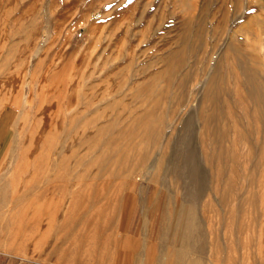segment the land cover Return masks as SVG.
<instances>
[{
    "label": "rangeland",
    "instance_id": "374dc122",
    "mask_svg": "<svg viewBox=\"0 0 264 264\" xmlns=\"http://www.w3.org/2000/svg\"><path fill=\"white\" fill-rule=\"evenodd\" d=\"M6 143L0 264H264V0H0Z\"/></svg>",
    "mask_w": 264,
    "mask_h": 264
},
{
    "label": "crops",
    "instance_id": "0c3cea01",
    "mask_svg": "<svg viewBox=\"0 0 264 264\" xmlns=\"http://www.w3.org/2000/svg\"><path fill=\"white\" fill-rule=\"evenodd\" d=\"M6 145L7 143L4 145L3 149L0 151V160L2 158ZM156 197H157V194L152 193V196L149 202L152 204H155ZM146 205H148V202L146 203ZM165 205H167V203H165ZM159 211L160 209L158 208L157 212L159 213ZM158 218L160 220V217ZM159 220L157 221V224H156V230H154L155 222L153 223V226L151 228V231H154L152 234L155 235V236L152 235L151 237L152 243H150L149 246L147 245L144 249L142 247V250L135 248L133 246L129 247L125 245V247L121 248V251H122L121 253L124 255L125 261L123 262L120 260L119 262L115 264H172L174 263L173 261L174 259L170 261L171 257H169V254L167 253V250H168L167 241H165V239H161L159 232H157L161 225V222ZM132 241L131 243H133ZM160 241L164 242L163 246L160 245L161 244Z\"/></svg>",
    "mask_w": 264,
    "mask_h": 264
},
{
    "label": "bare ground",
    "instance_id": "6f19581e",
    "mask_svg": "<svg viewBox=\"0 0 264 264\" xmlns=\"http://www.w3.org/2000/svg\"><path fill=\"white\" fill-rule=\"evenodd\" d=\"M190 126V125H189ZM203 180V179H202ZM188 224V223H187ZM172 226H174V224L172 225ZM187 226V225H186ZM191 227V226H190ZM184 234V233H183ZM180 236V238H179V240L177 241V242H185V244L187 243V241L189 240L188 239V237H187V235H179ZM177 237V236H176ZM176 242V241H175ZM185 251H188V250H185ZM173 255V254H172ZM183 257H181V261H177V262H175V263H172V264H193V262L192 261H189L188 259H187V256L186 257H184V254L182 255ZM169 259V258H168ZM185 262V263H184ZM194 264H198V262H194Z\"/></svg>",
    "mask_w": 264,
    "mask_h": 264
}]
</instances>
